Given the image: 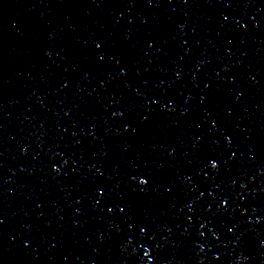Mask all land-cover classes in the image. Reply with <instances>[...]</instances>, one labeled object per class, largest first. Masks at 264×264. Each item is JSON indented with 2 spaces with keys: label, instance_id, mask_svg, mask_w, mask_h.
I'll return each instance as SVG.
<instances>
[{
  "label": "water",
  "instance_id": "95a60500",
  "mask_svg": "<svg viewBox=\"0 0 264 264\" xmlns=\"http://www.w3.org/2000/svg\"><path fill=\"white\" fill-rule=\"evenodd\" d=\"M0 264H264V0H0Z\"/></svg>",
  "mask_w": 264,
  "mask_h": 264
}]
</instances>
